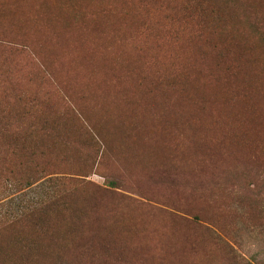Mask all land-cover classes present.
<instances>
[{"label": "rangeland", "instance_id": "obj_1", "mask_svg": "<svg viewBox=\"0 0 264 264\" xmlns=\"http://www.w3.org/2000/svg\"><path fill=\"white\" fill-rule=\"evenodd\" d=\"M0 264H264V0H0Z\"/></svg>", "mask_w": 264, "mask_h": 264}, {"label": "trees", "instance_id": "obj_2", "mask_svg": "<svg viewBox=\"0 0 264 264\" xmlns=\"http://www.w3.org/2000/svg\"><path fill=\"white\" fill-rule=\"evenodd\" d=\"M95 134V135H94ZM94 134H92L90 131H89V137H91V139L94 141V142H96V143H98V141L100 140H98V136H97V134L94 132ZM20 210H22L23 211V209H20ZM19 213H21V211H15V212H12V213H10V214H6V215H3L2 217H4V218H6L7 216H9V217H11L12 219H15V218H18L17 217V215L19 214Z\"/></svg>", "mask_w": 264, "mask_h": 264}]
</instances>
